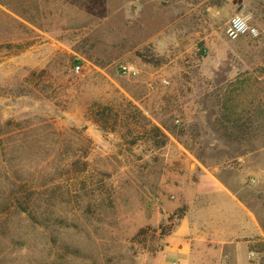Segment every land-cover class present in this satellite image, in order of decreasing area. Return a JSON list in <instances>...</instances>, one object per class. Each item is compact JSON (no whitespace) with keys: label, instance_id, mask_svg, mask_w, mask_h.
<instances>
[{"label":"rangeland","instance_id":"obj_1","mask_svg":"<svg viewBox=\"0 0 264 264\" xmlns=\"http://www.w3.org/2000/svg\"><path fill=\"white\" fill-rule=\"evenodd\" d=\"M234 1L0 0V264H162L202 171L264 219V0Z\"/></svg>","mask_w":264,"mask_h":264},{"label":"crops","instance_id":"obj_2","mask_svg":"<svg viewBox=\"0 0 264 264\" xmlns=\"http://www.w3.org/2000/svg\"><path fill=\"white\" fill-rule=\"evenodd\" d=\"M197 194L166 238L162 264H264V219L200 173Z\"/></svg>","mask_w":264,"mask_h":264},{"label":"built area","instance_id":"obj_3","mask_svg":"<svg viewBox=\"0 0 264 264\" xmlns=\"http://www.w3.org/2000/svg\"><path fill=\"white\" fill-rule=\"evenodd\" d=\"M227 34L230 38L237 39L246 34L256 36L257 30L249 26L247 20L243 16L237 14L230 19L227 28ZM76 70L79 71L80 66H77ZM119 71L125 75L135 76L138 74V69L133 64H129V63L121 64L119 67ZM172 264H177V263H172Z\"/></svg>","mask_w":264,"mask_h":264},{"label":"water","instance_id":"obj_4","mask_svg":"<svg viewBox=\"0 0 264 264\" xmlns=\"http://www.w3.org/2000/svg\"><path fill=\"white\" fill-rule=\"evenodd\" d=\"M234 3H235V4H239V10L242 9V6H243V5H242V0H235Z\"/></svg>","mask_w":264,"mask_h":264},{"label":"trees","instance_id":"obj_5","mask_svg":"<svg viewBox=\"0 0 264 264\" xmlns=\"http://www.w3.org/2000/svg\"><path fill=\"white\" fill-rule=\"evenodd\" d=\"M155 129H156V131H157L158 133L161 134V130H160V128L156 127Z\"/></svg>","mask_w":264,"mask_h":264}]
</instances>
